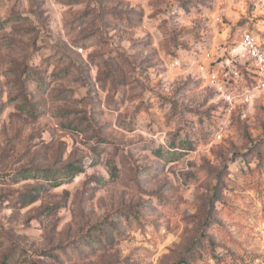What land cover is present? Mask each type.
I'll list each match as a JSON object with an SVG mask.
<instances>
[{
    "label": "rangeland",
    "instance_id": "374dc122",
    "mask_svg": "<svg viewBox=\"0 0 264 264\" xmlns=\"http://www.w3.org/2000/svg\"><path fill=\"white\" fill-rule=\"evenodd\" d=\"M259 1L0 0V264H264V94L195 77Z\"/></svg>",
    "mask_w": 264,
    "mask_h": 264
},
{
    "label": "built area",
    "instance_id": "2783aa9c",
    "mask_svg": "<svg viewBox=\"0 0 264 264\" xmlns=\"http://www.w3.org/2000/svg\"><path fill=\"white\" fill-rule=\"evenodd\" d=\"M250 20L252 25L242 29L238 41L219 44L214 53H206L205 59L199 54L207 52L203 50L208 47L206 39L193 51L200 58L195 65V77L207 81L225 101L226 112L239 104L248 105L264 94V0L259 1L257 12ZM222 130L216 134L219 139Z\"/></svg>",
    "mask_w": 264,
    "mask_h": 264
},
{
    "label": "trees",
    "instance_id": "16d2710c",
    "mask_svg": "<svg viewBox=\"0 0 264 264\" xmlns=\"http://www.w3.org/2000/svg\"><path fill=\"white\" fill-rule=\"evenodd\" d=\"M2 108V107H1ZM184 149V148H182ZM37 174H31L34 175V177L40 178L42 180H46L49 183L50 187H58L62 183H70L72 182L80 173L84 171V168L82 166H76L74 164H67L60 170H54L50 168H38L33 170ZM33 173V172H32ZM30 174H24L22 177L24 179L29 178ZM44 189V186H40L36 189H34L31 193H23L21 194L20 197V202L24 204H31L34 203L38 198V195L40 194V191ZM101 232V238L104 240L101 241H106L108 240V237L110 234L106 230H100ZM208 242L212 243V239L208 238ZM100 244V243H98ZM12 258H7L4 261V264H9V261H11ZM217 262L220 261L219 258L216 259ZM187 264V263H184Z\"/></svg>",
    "mask_w": 264,
    "mask_h": 264
}]
</instances>
